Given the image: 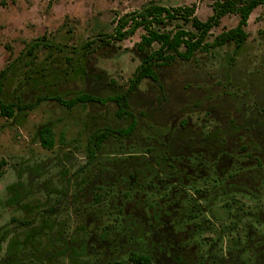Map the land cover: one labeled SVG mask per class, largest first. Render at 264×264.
Returning a JSON list of instances; mask_svg holds the SVG:
<instances>
[{"label": "rangeland", "instance_id": "374dc122", "mask_svg": "<svg viewBox=\"0 0 264 264\" xmlns=\"http://www.w3.org/2000/svg\"><path fill=\"white\" fill-rule=\"evenodd\" d=\"M151 2L212 15L213 0H0V103L48 99L0 113V264H119L132 252L156 264H264V5L240 51L155 68L158 82L128 98L133 134H112L93 158V135L130 119L113 102L50 99L125 92L144 31L103 40ZM238 21L226 16L209 40ZM46 126L51 150L39 141Z\"/></svg>", "mask_w": 264, "mask_h": 264}, {"label": "trees", "instance_id": "16d2710c", "mask_svg": "<svg viewBox=\"0 0 264 264\" xmlns=\"http://www.w3.org/2000/svg\"><path fill=\"white\" fill-rule=\"evenodd\" d=\"M263 5L264 0H213L212 15L205 21H201L196 17L195 5L165 7L154 2L144 5L140 10L120 17L117 20L114 33L107 40H103L105 44L109 45L113 41H123L134 36L140 29L144 31L140 42L137 44V49L144 54V59L137 67L134 76L130 79L127 90L106 98L84 93L69 100H64L59 96L50 99L55 100L68 109L73 108L77 104L95 102L105 105L113 102L118 108L116 116L120 119L124 117L130 119V123L125 129L101 131L93 135L92 145L94 150L90 152L93 158L95 156L94 151L100 150L101 145L112 134H116L119 137H128L133 134L137 121L135 116L128 111V98L138 89L144 79L158 82L159 77L155 68L167 67L177 61L189 62L193 60L197 53H210L212 50L228 44L234 45L235 52L240 51L249 38V34L246 32L249 18L258 7ZM229 15H237L239 17L237 26L223 30L210 41L209 37L212 31L221 25L223 18ZM180 20L185 24H190L193 31H189L180 23H177ZM171 22H176L172 31L161 32L157 29L158 26ZM154 45H158L159 48L151 51ZM35 47L36 44L32 48ZM2 74H4V71L1 72L0 76ZM2 91L3 87L0 85V95ZM44 100L48 99L42 98L33 104L16 107L21 111L33 110ZM16 107L12 104L5 105L0 103V113L7 118H12ZM39 141L43 148L49 150L54 148L55 135L50 127L46 126L39 131ZM119 264L156 263L147 254L132 252L127 261Z\"/></svg>", "mask_w": 264, "mask_h": 264}]
</instances>
